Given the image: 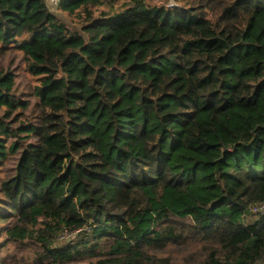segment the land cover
I'll use <instances>...</instances> for the list:
<instances>
[{
	"label": "trees",
	"instance_id": "obj_1",
	"mask_svg": "<svg viewBox=\"0 0 264 264\" xmlns=\"http://www.w3.org/2000/svg\"><path fill=\"white\" fill-rule=\"evenodd\" d=\"M58 9L75 25L45 0H0V52L35 81L26 101L0 71V251L264 264V211L245 222L264 205V0Z\"/></svg>",
	"mask_w": 264,
	"mask_h": 264
},
{
	"label": "rangeland",
	"instance_id": "obj_2",
	"mask_svg": "<svg viewBox=\"0 0 264 264\" xmlns=\"http://www.w3.org/2000/svg\"><path fill=\"white\" fill-rule=\"evenodd\" d=\"M172 3V2H171ZM173 5V4H171ZM50 11L56 14L57 16L61 17L66 23H68L71 26H74L75 24L71 21L70 18L62 14L59 9L55 8H50ZM0 71H11L16 77V82H17V96L19 98H24V100L30 101L32 89L34 88L35 81L34 79L30 76L26 69V65L22 60V57L19 53L16 52H6V53H1L0 52ZM32 109L27 113V117L30 118L31 115L34 113L32 112ZM8 169H4L3 171H7ZM259 210L255 213H253V216H247L245 218V222L247 224H251L255 219H257ZM4 236L0 237V244L1 241L3 240ZM66 240H59L58 244L60 246L65 245L68 243ZM27 250L25 248H19L18 250L15 251L12 247L9 249H4L0 251V262L2 261L3 258H6L5 264H27L24 261V257L26 255Z\"/></svg>",
	"mask_w": 264,
	"mask_h": 264
},
{
	"label": "built area",
	"instance_id": "obj_3",
	"mask_svg": "<svg viewBox=\"0 0 264 264\" xmlns=\"http://www.w3.org/2000/svg\"><path fill=\"white\" fill-rule=\"evenodd\" d=\"M47 5L51 8H55L57 9L62 3L64 0H45ZM259 210V213H263L264 211V205H261V206H257V207H254L252 209V212L255 213ZM78 233V231L74 232V233H69L67 231L63 232L61 237H60V240H66L68 241L69 239L73 238L76 234Z\"/></svg>",
	"mask_w": 264,
	"mask_h": 264
}]
</instances>
